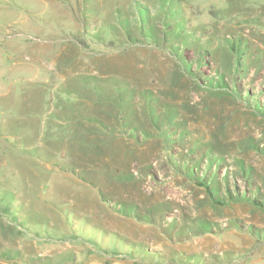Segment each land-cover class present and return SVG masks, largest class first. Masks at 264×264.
I'll return each instance as SVG.
<instances>
[{
  "label": "rangeland",
  "instance_id": "1",
  "mask_svg": "<svg viewBox=\"0 0 264 264\" xmlns=\"http://www.w3.org/2000/svg\"><path fill=\"white\" fill-rule=\"evenodd\" d=\"M263 112L264 0H0V264H264Z\"/></svg>",
  "mask_w": 264,
  "mask_h": 264
},
{
  "label": "trees",
  "instance_id": "2",
  "mask_svg": "<svg viewBox=\"0 0 264 264\" xmlns=\"http://www.w3.org/2000/svg\"><path fill=\"white\" fill-rule=\"evenodd\" d=\"M192 36V35H191ZM261 114H264V112L263 113H261ZM209 159V158H208ZM185 170H187V169H185ZM223 182H224V185L226 186V180H225V177L223 178ZM213 184V183H212ZM199 186H203V187H205V189L207 190V192H208V195H209V197L211 198V200H213V202L214 203H216V202H218V201H216V199H215V197L213 196V194L210 192L211 191V187H209V186H204V183L203 182H201V183H199ZM221 202H223L222 204H224V202L225 201H221ZM255 204H258V203H255ZM113 249H116V248H113ZM114 252H117V250H115ZM130 256H126V258H129ZM139 258H140V260L139 261H144V259H142L140 256H139ZM152 262H154V264H156L157 263V260H153ZM133 264H136L135 262L133 263Z\"/></svg>",
  "mask_w": 264,
  "mask_h": 264
}]
</instances>
